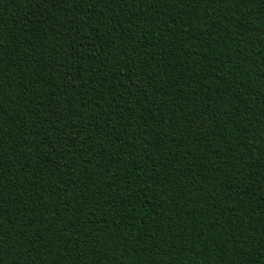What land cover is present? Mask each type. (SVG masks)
Listing matches in <instances>:
<instances>
[{
	"label": "trees",
	"instance_id": "16d2710c",
	"mask_svg": "<svg viewBox=\"0 0 264 264\" xmlns=\"http://www.w3.org/2000/svg\"><path fill=\"white\" fill-rule=\"evenodd\" d=\"M0 264H264V0H0Z\"/></svg>",
	"mask_w": 264,
	"mask_h": 264
}]
</instances>
